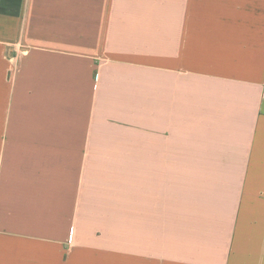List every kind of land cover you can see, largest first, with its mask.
<instances>
[{
	"label": "crops",
	"instance_id": "crops-1",
	"mask_svg": "<svg viewBox=\"0 0 264 264\" xmlns=\"http://www.w3.org/2000/svg\"><path fill=\"white\" fill-rule=\"evenodd\" d=\"M144 60L157 76L165 67L167 84L149 140L137 119L111 118L99 86ZM111 123L135 132L136 164H162L134 206H120L119 264H264V0H0V264H40L30 244L51 238L41 232L73 234L80 206H99L85 167ZM160 189L165 262L152 226L138 228L154 221Z\"/></svg>",
	"mask_w": 264,
	"mask_h": 264
},
{
	"label": "rangeland",
	"instance_id": "rangeland-1",
	"mask_svg": "<svg viewBox=\"0 0 264 264\" xmlns=\"http://www.w3.org/2000/svg\"><path fill=\"white\" fill-rule=\"evenodd\" d=\"M142 62V66H137L136 70H132L135 76L129 80L124 81L122 80L124 77L114 74L115 76L110 77L109 81L99 84V86L103 88L105 100L111 101L110 109L106 107V101L103 107L105 111H110L111 118L115 117L123 121L130 120L131 124L137 119V124L141 123L143 127V139L149 140L151 137L145 132L150 131L152 123L153 99L155 112H157L155 124L160 126L164 117L161 112L165 114L166 111L167 84L165 82V67L162 68L164 75L157 76L156 73L152 72L151 66L144 65L149 63V60ZM118 78H121V81H116ZM134 78L136 81H133ZM157 80L159 83H156ZM120 98L127 99L128 104L131 101L130 114H123L124 109ZM177 110L181 111L176 104L175 113L170 114L169 119L172 127L174 121L176 138L181 133L178 132V127L181 130L183 126L182 114H179ZM192 118V115L188 116L189 120ZM107 124L101 126V128L104 126L106 129L103 135L96 134V138L104 139L102 141L104 145L100 142L101 145H96L89 150V154L94 155V157L85 167L88 171L86 182L89 201H93L94 204L98 203L99 206H80V216L77 223L73 224L75 227L73 234L55 229L41 232L40 235H51V238H35L31 242V262L40 264L120 263V206H134L136 188L145 192L147 184L150 182L149 168L152 165L160 167L162 164L145 161L136 164L134 162V147H131L135 142V132L132 130L126 133L116 123ZM137 136L140 138L139 135ZM193 141L194 131L190 129L187 131V142L192 145ZM172 165L174 169L170 171L176 182L182 176L178 172L182 164L176 162ZM176 185L175 189L171 188L169 197L173 206H176L177 195L181 191ZM163 194L164 191L160 189L159 201L157 200L159 207L154 210V221L151 224L141 218L138 221L140 230L145 232L148 230L147 225H151L154 236L159 238L161 242L160 253L163 255V258L160 259L161 262H165L166 255V203L164 207H160L164 204ZM146 198L145 194L139 193V202L145 203ZM130 214H133V208H130ZM127 215H129V208H127ZM131 222L135 225L134 218L128 217V229L131 227ZM61 225L63 226V224ZM2 227H6V224H0V228ZM0 241L5 240L0 238ZM143 249L148 251V247L140 244V250ZM126 258L129 260V256Z\"/></svg>",
	"mask_w": 264,
	"mask_h": 264
},
{
	"label": "built area",
	"instance_id": "built-area-1",
	"mask_svg": "<svg viewBox=\"0 0 264 264\" xmlns=\"http://www.w3.org/2000/svg\"><path fill=\"white\" fill-rule=\"evenodd\" d=\"M16 62H17V56L12 57L9 60V66H10V68H15L16 67Z\"/></svg>",
	"mask_w": 264,
	"mask_h": 264
}]
</instances>
